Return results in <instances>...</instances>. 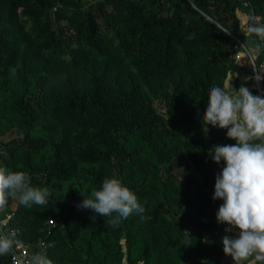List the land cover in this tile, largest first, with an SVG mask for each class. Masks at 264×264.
<instances>
[{
    "label": "trees",
    "instance_id": "trees-1",
    "mask_svg": "<svg viewBox=\"0 0 264 264\" xmlns=\"http://www.w3.org/2000/svg\"><path fill=\"white\" fill-rule=\"evenodd\" d=\"M84 2L0 0V166L51 192L47 206L9 198L3 228L54 264H222L212 197L225 164L208 153L235 141L203 117L213 85L234 94L235 46L258 40L246 20L264 22V0ZM113 177L146 219L113 228L77 207Z\"/></svg>",
    "mask_w": 264,
    "mask_h": 264
},
{
    "label": "clouds",
    "instance_id": "clouds-1",
    "mask_svg": "<svg viewBox=\"0 0 264 264\" xmlns=\"http://www.w3.org/2000/svg\"><path fill=\"white\" fill-rule=\"evenodd\" d=\"M246 24L247 32L258 40H253L251 46L246 41L241 48L249 56L259 55L264 51V22H260V17L255 14H250ZM253 72L257 73V81L264 80V75L254 67ZM208 98L203 117L204 131L207 132V125L226 129L227 138L235 141L231 145H214L208 153L217 165L221 161L225 164L216 176L212 197L214 201L223 200L216 220L219 224L228 225L226 233L238 230V235L234 237H222L223 251L234 264H256L257 261H264V97L253 95L244 86L229 94L222 87L213 85ZM50 196L48 187L32 186L28 172L0 166V209L11 197H17L28 208L33 205L47 206ZM77 207L90 209L107 218L106 223L113 228L133 214L141 220L146 219L144 204L115 177L105 178L100 188L93 189ZM92 219L95 221L96 217ZM21 246L18 230L10 229L0 234V256L12 254L13 264H54L44 252H35L26 259L15 255L14 248ZM52 246L54 244L48 245ZM202 264L208 262L203 261Z\"/></svg>",
    "mask_w": 264,
    "mask_h": 264
},
{
    "label": "built area",
    "instance_id": "built-area-1",
    "mask_svg": "<svg viewBox=\"0 0 264 264\" xmlns=\"http://www.w3.org/2000/svg\"><path fill=\"white\" fill-rule=\"evenodd\" d=\"M238 3H242L245 7L249 5L247 0H233ZM243 45L242 42L237 40V45L235 46L237 53L235 55V59L239 60L241 59L242 55H245L250 63V68H251V77H250V82H251V88L252 90L256 93V95H259L261 97H264V80L257 81L255 79L257 73L253 72V67L258 71L260 74L264 75V58L261 61V63H257L253 57V55L249 56L248 53L245 51L244 48H241ZM1 210V209H0ZM50 225H55L54 221H50ZM5 226V221H0V234H3L4 232L8 231L9 229H4L3 227ZM238 235V234H237ZM18 239L22 242L23 246L21 247H15L14 248V254L17 256H20L22 258H27L30 255H32L35 252H44L47 255V246L45 243H41L39 245H28L24 244L21 237H20V232L18 231ZM10 264H13V259H12V254H6ZM48 257V256H47ZM223 264H234V261L230 256H227Z\"/></svg>",
    "mask_w": 264,
    "mask_h": 264
},
{
    "label": "crops",
    "instance_id": "crops-1",
    "mask_svg": "<svg viewBox=\"0 0 264 264\" xmlns=\"http://www.w3.org/2000/svg\"><path fill=\"white\" fill-rule=\"evenodd\" d=\"M244 19L241 18V22L245 23V16L243 15ZM251 46L252 39L247 38L246 40ZM236 60L237 68L234 73V76L230 77L226 81V87L229 91L239 90L241 86L247 87L251 92L253 91L251 88V68L248 58L245 55H242L241 59ZM238 234V233H237ZM251 259V258H250ZM124 264H128L127 261H124ZM223 264V263H222ZM242 264H247V262H242Z\"/></svg>",
    "mask_w": 264,
    "mask_h": 264
},
{
    "label": "rangeland",
    "instance_id": "rangeland-1",
    "mask_svg": "<svg viewBox=\"0 0 264 264\" xmlns=\"http://www.w3.org/2000/svg\"><path fill=\"white\" fill-rule=\"evenodd\" d=\"M93 1H95V0H85L84 3H85V4H89L90 2H93ZM244 16H245V15H244ZM240 17H241L242 19H244L242 13L240 14ZM246 40H247V39H245V42H246ZM3 209H4V208H3ZM1 210H2V209H1ZM218 231H220V230H218ZM237 233H238V230H235V229H234L233 232L228 233V235L234 237V236L237 235ZM213 237H214V235H213V236H210V237H209V240L211 239V241H212ZM125 262H126V259H125Z\"/></svg>",
    "mask_w": 264,
    "mask_h": 264
}]
</instances>
